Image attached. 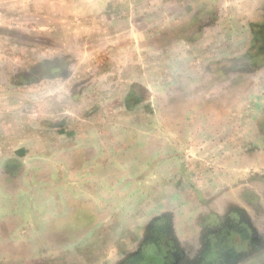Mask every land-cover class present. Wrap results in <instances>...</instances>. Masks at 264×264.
Returning <instances> with one entry per match:
<instances>
[{"label": "rangeland", "instance_id": "1", "mask_svg": "<svg viewBox=\"0 0 264 264\" xmlns=\"http://www.w3.org/2000/svg\"><path fill=\"white\" fill-rule=\"evenodd\" d=\"M0 1V184L20 179L19 162L62 153L51 176L42 171L49 187L58 194L63 178L93 197L72 240L32 238L29 255L27 245L0 264H134L180 217L206 241L216 196L264 203V75L248 53L264 15L252 0H224L219 28L221 0H127L96 13Z\"/></svg>", "mask_w": 264, "mask_h": 264}, {"label": "crops", "instance_id": "2", "mask_svg": "<svg viewBox=\"0 0 264 264\" xmlns=\"http://www.w3.org/2000/svg\"><path fill=\"white\" fill-rule=\"evenodd\" d=\"M15 1L18 3L26 2L25 0ZM59 1L60 0H55V2L52 0H44L46 5L54 4L59 7V9H66L69 7L72 13L75 11L80 13H96L101 8L102 10H110L117 5L118 1L119 4H122L126 3L127 0ZM139 2L140 0H138L137 3L140 4ZM251 2L254 4V8H258L259 13L264 15V0H252ZM2 3L5 2L2 1ZM2 3H0V6L4 5ZM223 4H225V2L221 0L219 3L221 7L218 9L219 12L215 20V28L223 26L224 18L222 15L227 14L222 8ZM226 4H228V0ZM198 15L199 16L194 17V19H201L205 16L202 13ZM190 17L189 15L185 20L192 18ZM200 30L201 29L193 30L192 34H196L197 31L201 34ZM262 30L263 32L259 35L263 39L262 44H260L262 46L258 44V49L256 50V43L254 41L252 47H249L251 51L249 50L248 52L252 53L251 67L253 65L252 68L255 70L262 69L261 73H259V71L256 73L258 77L259 75H264V29ZM188 31L190 30H184V39H188L192 35H188ZM216 31L218 32V29H216ZM260 47H262V49H260ZM257 76H255V78ZM59 158L63 161L62 153L61 156L55 158L54 162H50L51 160L35 163L19 162L21 166L23 165L22 167L24 170L20 179H12V186L9 182V184L4 186L0 184V186H3V189L2 187L0 189V258H7L9 255L13 257H24L27 245L29 249L26 254L29 255L30 253L28 252L31 251L30 246L32 238L33 241L35 239V242H41L42 235H44L46 239H54H50L53 242H56L55 238L58 240H63L65 238L72 240V237L69 235L74 233L82 225L83 228H85V223L89 221L91 213L93 212L91 205V200L93 199L92 195L88 193L75 195L72 193L74 183H70L68 186L66 183H63V178H61L62 187L58 190V194H56L54 189L49 187V178L47 174H44L46 173L45 169H48L49 176L52 175L50 172L56 167L55 164L57 161L59 162ZM42 171H44V173H42ZM79 177H81L79 172L73 171L70 179L75 182ZM87 178L86 180H88ZM36 192H38L37 195ZM39 192H42L41 196ZM28 197H32L34 200L32 201ZM57 198H60L62 203L60 202V204H58ZM227 199L228 198H224V196H216L212 208L209 207L208 213L215 215V221L207 223L210 227H205L207 228L206 233H208L205 237H207L206 239L208 243H210V246L208 250H205L206 252H204L203 255V250L197 251L201 248L202 243L198 242L199 244H195L194 240L196 238L193 236V233H187L190 227L184 224V217H180L178 225H176L171 232L167 230L166 249L169 253L174 254V259L170 264H264V203L262 202L260 204L257 203V201H250L248 199L245 206L242 204L238 206L234 204V197L233 202L232 198L230 201ZM12 205L15 208L11 209L10 206ZM236 207H239L241 210H238ZM17 208H19V211ZM234 211H242L241 213L246 216V220L243 219L242 221L238 220L237 222H232L231 219H233ZM27 213L30 214V217H26ZM37 223H41L43 228L41 225L37 226ZM44 244L47 243L44 242ZM18 246L22 249L23 253L14 251ZM214 247L216 251L212 250ZM192 251L199 253L200 257L197 256V263L191 262ZM152 253L155 256L154 259L158 260L157 254L154 251H152ZM159 264H161V261H159Z\"/></svg>", "mask_w": 264, "mask_h": 264}, {"label": "flooded vegetation", "instance_id": "3", "mask_svg": "<svg viewBox=\"0 0 264 264\" xmlns=\"http://www.w3.org/2000/svg\"><path fill=\"white\" fill-rule=\"evenodd\" d=\"M22 78H25V77H22ZM153 233H154V235H152L150 237L151 240H150L149 244L147 246L145 245L141 254L134 259V264H159V261H161V264H170V262L173 261V259H174L173 255L174 254L169 253L168 250L166 249V246H167V241H166L167 240V238H166L167 230L158 231V229H155ZM209 246H210V243H208V241L206 240V242L205 241L202 242L201 248L197 251L203 250V252H202V255H203L204 252H206L205 250H208ZM212 250L216 251L215 247L212 248ZM152 251H154L157 254L158 260L154 259L155 256L153 255ZM197 256L200 257L199 253L196 251L195 252L192 251V257H191L192 261L191 260L190 261L192 263H195L198 260ZM198 262H200V261H198Z\"/></svg>", "mask_w": 264, "mask_h": 264}]
</instances>
